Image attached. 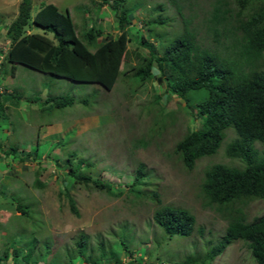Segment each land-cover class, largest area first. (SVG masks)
<instances>
[{"label": "rangeland", "instance_id": "obj_1", "mask_svg": "<svg viewBox=\"0 0 264 264\" xmlns=\"http://www.w3.org/2000/svg\"><path fill=\"white\" fill-rule=\"evenodd\" d=\"M176 1L180 11L170 0H123L132 15L130 34L147 36L144 21L162 15L163 23L149 24L152 34H160L150 37L151 42L168 43L187 21L201 47L229 55L227 38L220 35L218 43L205 25L215 0ZM19 2L0 0V61L9 44L5 26L16 16ZM111 2L33 0L32 13L45 3H53L61 12H69L79 36L94 25L101 27L99 40H104L106 34L115 37L118 33ZM231 6L236 10L234 4ZM32 31L41 32L38 28ZM128 48L126 71L139 62L133 52L148 53L134 39ZM124 74L110 90L23 65H17L13 75L0 81V91L15 90L23 95L0 120L2 149L18 148L14 159L11 154L4 158L0 153L1 258L8 246L24 249L32 246L33 238L34 256L40 259L37 264H174L186 258L199 260L206 252V241L214 243L224 234L227 220L206 202L201 183L206 169L214 163L242 165L225 153L234 131H225L216 153L197 159L192 169H186L174 146L188 129L200 127L199 111L196 107L185 108L158 73L144 83L131 72ZM59 95L72 96L74 102L63 108H45L47 96ZM71 151L76 153V161L83 160L82 172L99 178L111 190L91 183L75 184L67 175V154ZM26 153L27 157L19 161ZM55 158L60 165L55 164ZM140 163L145 166V181L150 185L137 186L142 193L135 197L125 185L132 182ZM37 177L41 184L36 182ZM64 190L74 198L78 215L71 211ZM117 190L121 194H116ZM152 191L158 193L160 202L151 197ZM17 197L29 206L30 216L20 215L15 209ZM165 205L188 209L195 216L191 235L170 237L154 222V211ZM243 208L246 219L253 221L264 214V199L251 200ZM80 234L88 239L82 247L75 244ZM4 263L18 264L13 255L0 260ZM209 264L255 262L246 243L240 240L229 244Z\"/></svg>", "mask_w": 264, "mask_h": 264}, {"label": "trees", "instance_id": "obj_2", "mask_svg": "<svg viewBox=\"0 0 264 264\" xmlns=\"http://www.w3.org/2000/svg\"><path fill=\"white\" fill-rule=\"evenodd\" d=\"M32 1L20 0L16 16L5 26L9 44L0 61V81L13 75L17 65L77 82L96 83L106 90L112 89L124 72V75L131 72L141 83L153 80L154 73H158L164 78L168 91L181 99L185 108L196 107L199 111L200 127L188 129L174 146L184 167L190 170L197 159L216 153L227 129H232L235 137L227 142L225 153L242 164L214 163L206 169L201 191L206 202L224 214L227 220L224 234L214 243L206 241V252L199 260L186 258L174 264H209L229 244L240 240L246 243L255 264H264V214L248 221L243 208L251 200L264 199V0H215L212 3L205 18L206 28L218 43L220 35L227 38L229 43L225 47L231 56L201 47L187 21L183 30L172 35L168 43L151 42L150 37L160 34H152L149 24L163 23L165 16L162 15L144 21L147 36L130 34L132 15L123 0H112L110 4L118 33L115 37L106 34L104 40H99L101 27L94 25L79 36L69 12H61L53 3H45L32 13ZM170 1L180 11L177 1ZM33 28L41 32H34ZM131 39L143 45L148 53L133 52L139 62L126 71ZM22 97L15 90L0 91V120L6 116L8 107ZM81 101L87 103L85 99ZM73 102L74 98L69 95L47 96L43 101L47 109L63 108ZM2 147L0 139V153L4 158L10 154L15 158L17 147L5 150ZM24 154L19 161L27 157L28 154ZM67 155V175L75 184L91 183L99 189L111 190L99 178L81 171L80 165L84 162L75 160V152ZM57 159L54 162L60 165ZM147 174L144 164L140 163L132 182L125 185L131 193L135 192V197L142 193L137 186L150 185L145 181ZM35 180L41 184L38 177ZM63 193L68 197L71 211L78 215L74 198L65 190ZM116 194L121 191L117 190ZM150 195L160 202L156 191ZM14 202L20 215L30 216L29 206L20 197ZM152 218L170 237L189 236L195 229V216L182 207L160 206ZM87 241V237L80 234L75 244L82 247ZM31 242L33 246L36 240L32 238ZM32 246L24 249L8 246L0 260L6 261L13 255L18 264H37L40 259L34 256Z\"/></svg>", "mask_w": 264, "mask_h": 264}]
</instances>
